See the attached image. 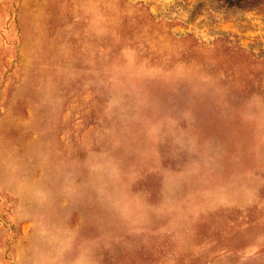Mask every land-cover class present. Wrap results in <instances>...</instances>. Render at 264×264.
<instances>
[{"label": "rangeland", "instance_id": "obj_1", "mask_svg": "<svg viewBox=\"0 0 264 264\" xmlns=\"http://www.w3.org/2000/svg\"><path fill=\"white\" fill-rule=\"evenodd\" d=\"M237 1L0 0V264H264V0Z\"/></svg>", "mask_w": 264, "mask_h": 264}, {"label": "trees", "instance_id": "obj_2", "mask_svg": "<svg viewBox=\"0 0 264 264\" xmlns=\"http://www.w3.org/2000/svg\"><path fill=\"white\" fill-rule=\"evenodd\" d=\"M230 4H231V3H230ZM234 5H236V6H240V5H239V0H238L237 2H235Z\"/></svg>", "mask_w": 264, "mask_h": 264}]
</instances>
